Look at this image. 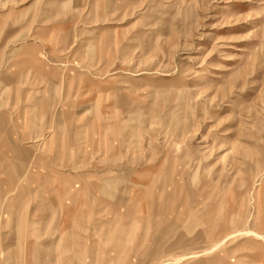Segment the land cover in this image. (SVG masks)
Listing matches in <instances>:
<instances>
[{
	"label": "rangeland",
	"instance_id": "374dc122",
	"mask_svg": "<svg viewBox=\"0 0 264 264\" xmlns=\"http://www.w3.org/2000/svg\"><path fill=\"white\" fill-rule=\"evenodd\" d=\"M0 206V264H264V0H0Z\"/></svg>",
	"mask_w": 264,
	"mask_h": 264
},
{
	"label": "bare ground",
	"instance_id": "6f19581e",
	"mask_svg": "<svg viewBox=\"0 0 264 264\" xmlns=\"http://www.w3.org/2000/svg\"><path fill=\"white\" fill-rule=\"evenodd\" d=\"M21 198H23V197H21ZM23 201V200H22ZM1 207V206H0ZM0 213H1V211H0ZM29 227V226H28ZM216 237V236H215ZM218 240V239H217Z\"/></svg>",
	"mask_w": 264,
	"mask_h": 264
}]
</instances>
